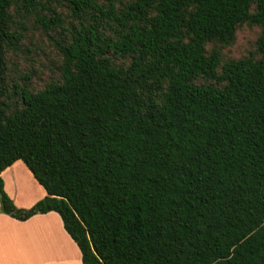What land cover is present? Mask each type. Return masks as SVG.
<instances>
[{
    "label": "trees",
    "instance_id": "1",
    "mask_svg": "<svg viewBox=\"0 0 264 264\" xmlns=\"http://www.w3.org/2000/svg\"><path fill=\"white\" fill-rule=\"evenodd\" d=\"M42 1L0 0V76L10 7ZM63 1L91 22L57 44L61 81L0 101V173L21 160L47 194L17 208L0 177V210L57 212L83 264H264V0ZM242 22L257 59L206 52Z\"/></svg>",
    "mask_w": 264,
    "mask_h": 264
},
{
    "label": "rangeland",
    "instance_id": "2",
    "mask_svg": "<svg viewBox=\"0 0 264 264\" xmlns=\"http://www.w3.org/2000/svg\"><path fill=\"white\" fill-rule=\"evenodd\" d=\"M104 3V0H94ZM133 0H118L117 7L123 8ZM11 23L9 32L20 33V39L12 45L3 47V72L1 74L0 101L7 105L8 112L22 106L19 89L27 88L36 92L45 86L61 81L62 56L57 50L58 43H68L71 30L78 28L80 22L90 23L91 19L83 14L81 20L72 16L68 4L63 0L47 1L33 11H25L19 4L10 7ZM38 16L59 17L61 26L51 24L45 28L37 21ZM103 38H113L110 29L98 26ZM260 34V26L249 22L240 23L234 32L231 42L227 45L215 41L205 44L206 52L218 51L221 62L252 56L257 59L256 40ZM113 67H125L132 60L131 56H118L108 53ZM196 83H208L202 78H195ZM17 91V92H16ZM156 93H159L157 91Z\"/></svg>",
    "mask_w": 264,
    "mask_h": 264
},
{
    "label": "crops",
    "instance_id": "3",
    "mask_svg": "<svg viewBox=\"0 0 264 264\" xmlns=\"http://www.w3.org/2000/svg\"><path fill=\"white\" fill-rule=\"evenodd\" d=\"M3 188L17 208L47 193L21 160L1 171ZM0 264H83L81 253L55 211L19 220L0 210Z\"/></svg>",
    "mask_w": 264,
    "mask_h": 264
}]
</instances>
